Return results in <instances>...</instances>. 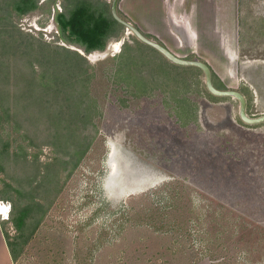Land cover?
I'll use <instances>...</instances> for the list:
<instances>
[{"label":"rangeland","instance_id":"1","mask_svg":"<svg viewBox=\"0 0 264 264\" xmlns=\"http://www.w3.org/2000/svg\"><path fill=\"white\" fill-rule=\"evenodd\" d=\"M37 1L19 16L0 0V204L11 207L0 264H264V123H244L240 102L212 95L201 69L122 24L86 54L56 22L73 0ZM184 44L175 54L205 62ZM202 49L213 82L263 116L264 0H213V48ZM32 201L41 224L13 262L3 230L15 239L14 206Z\"/></svg>","mask_w":264,"mask_h":264},{"label":"trees","instance_id":"2","mask_svg":"<svg viewBox=\"0 0 264 264\" xmlns=\"http://www.w3.org/2000/svg\"><path fill=\"white\" fill-rule=\"evenodd\" d=\"M119 2H117V11L121 15L122 11L119 9ZM13 10L21 16L29 14L30 12L38 8L37 0H13ZM69 5H65V12L58 13L56 16L57 25L66 40L71 44H75L84 50L86 54H91L93 52H103L106 50L109 41L118 34L121 30V24L113 17L111 12V4L103 0H73ZM11 14V13H10ZM10 19V18H8ZM2 20H7V17H0V22ZM10 22L11 19H10ZM148 38L154 39L158 43L162 44L157 38L144 33ZM163 45V44H162ZM19 48V45H17ZM16 45L10 44L8 49H16ZM41 57L50 61L51 64L57 69L62 66L61 61H57V52L49 51V46L47 44H42L40 46ZM61 49V48H59ZM64 54L67 56L75 55L76 64L78 65L79 61L83 58L69 49H63ZM58 51V50H56ZM122 51V50H121ZM71 57H66V60L63 64H68V59ZM177 67V66H176ZM8 68V66L6 67ZM191 69V68H190ZM6 70V69H5ZM3 64L0 62V73L4 72ZM70 70V69H69ZM213 73V71H212ZM215 84V83H214ZM32 86H28L29 92L34 93ZM50 85H44L45 88H49ZM215 86L219 89L222 86ZM36 101L43 104V99L39 98ZM9 116V111H6ZM89 118L87 115L86 118ZM90 149V146L87 147L86 151ZM43 209L42 205L38 202H30L24 206L15 204L14 206V215L12 218V223L16 228L18 235L15 239L11 240L8 233L3 230L5 241L13 262H16L19 259L21 248L28 244L30 238L35 234L37 229L41 224L42 218H37L35 214ZM45 213V212H44ZM32 228L30 235L24 239L25 232ZM20 247V249H19Z\"/></svg>","mask_w":264,"mask_h":264},{"label":"crops","instance_id":"3","mask_svg":"<svg viewBox=\"0 0 264 264\" xmlns=\"http://www.w3.org/2000/svg\"><path fill=\"white\" fill-rule=\"evenodd\" d=\"M127 1L121 0L120 8L137 28L173 53L184 52L186 43L192 54L204 55L213 70V63L202 52L206 45L213 48V0H130L129 9Z\"/></svg>","mask_w":264,"mask_h":264},{"label":"water","instance_id":"4","mask_svg":"<svg viewBox=\"0 0 264 264\" xmlns=\"http://www.w3.org/2000/svg\"><path fill=\"white\" fill-rule=\"evenodd\" d=\"M116 1L117 0H115L112 4L113 17L120 24L124 25L128 29V31H130L131 33L133 32L141 42L153 47L154 49L159 51L161 54H163L168 60H170L172 63L176 65L185 66V67H197L201 69L205 74L206 87L212 95L217 96V97H231V98L237 99L240 102L239 115H240L241 120L244 123L248 125H258V124L264 123V115L261 117H257V118L249 117L247 113V99L241 92L236 91V90H229V89L222 90L215 86L213 82V75H212L211 67L207 63L199 61V60H187L185 58L180 57L179 55L169 50L166 46L156 42L155 40H152L146 37L139 29H137L131 23H128L124 21L123 19H121L116 11Z\"/></svg>","mask_w":264,"mask_h":264},{"label":"built area","instance_id":"5","mask_svg":"<svg viewBox=\"0 0 264 264\" xmlns=\"http://www.w3.org/2000/svg\"><path fill=\"white\" fill-rule=\"evenodd\" d=\"M58 9L61 10L60 5L58 6ZM93 53H96V52H93ZM93 53H91V54L93 55ZM115 54H117V53H115ZM10 212H11V207L9 206V207H7V211L5 213H2V205L0 204V217L2 220H8L9 216H10Z\"/></svg>","mask_w":264,"mask_h":264},{"label":"bare ground","instance_id":"6","mask_svg":"<svg viewBox=\"0 0 264 264\" xmlns=\"http://www.w3.org/2000/svg\"><path fill=\"white\" fill-rule=\"evenodd\" d=\"M118 44L116 45V47L118 48ZM114 53H117V51L115 50ZM7 211V206H3L2 205V213H5Z\"/></svg>","mask_w":264,"mask_h":264}]
</instances>
